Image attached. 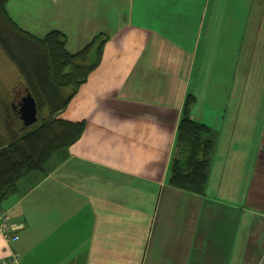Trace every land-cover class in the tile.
Here are the masks:
<instances>
[{
    "label": "crops",
    "instance_id": "obj_1",
    "mask_svg": "<svg viewBox=\"0 0 264 264\" xmlns=\"http://www.w3.org/2000/svg\"><path fill=\"white\" fill-rule=\"evenodd\" d=\"M4 9L36 38L60 33L71 55L97 35L106 41L56 114L83 132L0 201L18 228L9 240L0 232V259L264 264V0H8ZM209 61L232 67L204 82ZM186 119L208 130L204 180L195 174L190 187L171 182Z\"/></svg>",
    "mask_w": 264,
    "mask_h": 264
},
{
    "label": "trees",
    "instance_id": "obj_2",
    "mask_svg": "<svg viewBox=\"0 0 264 264\" xmlns=\"http://www.w3.org/2000/svg\"><path fill=\"white\" fill-rule=\"evenodd\" d=\"M7 1L0 0V39L13 32L17 37L4 41L3 48L25 82L23 93L28 90L34 98L37 116L43 110H47L48 116L38 118L36 126H23L17 111L19 99L10 96L4 111L7 118L20 123L21 132L8 140L0 138V201L14 193L25 176L45 174L52 156L75 143L83 132V122L65 121L56 118V114L68 106L89 74L99 66L106 41L104 35H97L83 50L71 55L60 33L50 32L39 39L20 29L5 12ZM179 127L183 139L171 182L190 187L196 174L201 184L205 162L199 158V140L208 130L188 119Z\"/></svg>",
    "mask_w": 264,
    "mask_h": 264
},
{
    "label": "rangeland",
    "instance_id": "obj_3",
    "mask_svg": "<svg viewBox=\"0 0 264 264\" xmlns=\"http://www.w3.org/2000/svg\"><path fill=\"white\" fill-rule=\"evenodd\" d=\"M17 37V33H12L11 35L7 36L6 38L0 39V138L8 140L10 137L14 138L15 136L19 135L21 132L20 123L15 120L9 119L10 116L7 118L4 108L5 105L8 103L9 98L11 95L18 93V91H23V87L25 86V82L23 78L20 76L16 66L11 62V60L7 56V52L3 48L4 41H12V39ZM8 38V40H7ZM231 49H223L221 52L224 54H229ZM235 53V52H234ZM234 53L230 54L229 57L234 59ZM232 67L228 64H220V62H216L212 64L210 61L204 65V82L213 75L215 70L224 71L227 68ZM240 68V66H237ZM243 68V65L241 64ZM262 70H264L263 66H259ZM221 76H219L216 81L217 85H224V81L219 82ZM205 86V85H204ZM48 112L47 110H43L38 112V118L47 117ZM34 125V124H33ZM35 124L34 126H36ZM18 133V134H17ZM10 138V139H11ZM183 137L181 138V140ZM182 152H186L183 150Z\"/></svg>",
    "mask_w": 264,
    "mask_h": 264
},
{
    "label": "water",
    "instance_id": "obj_4",
    "mask_svg": "<svg viewBox=\"0 0 264 264\" xmlns=\"http://www.w3.org/2000/svg\"><path fill=\"white\" fill-rule=\"evenodd\" d=\"M17 111L23 126L29 127L37 122V105L28 90L17 103Z\"/></svg>",
    "mask_w": 264,
    "mask_h": 264
},
{
    "label": "built area",
    "instance_id": "obj_5",
    "mask_svg": "<svg viewBox=\"0 0 264 264\" xmlns=\"http://www.w3.org/2000/svg\"><path fill=\"white\" fill-rule=\"evenodd\" d=\"M16 230H18V228L11 225L7 215L0 210V232L3 237L9 240ZM0 264H19V257L16 253H13L6 258L0 259Z\"/></svg>",
    "mask_w": 264,
    "mask_h": 264
},
{
    "label": "flooded vegetation",
    "instance_id": "obj_6",
    "mask_svg": "<svg viewBox=\"0 0 264 264\" xmlns=\"http://www.w3.org/2000/svg\"><path fill=\"white\" fill-rule=\"evenodd\" d=\"M23 95H24L23 91H18V93H16V95L14 93L11 98H13L14 100L16 98L20 100ZM14 97H16V98H14Z\"/></svg>",
    "mask_w": 264,
    "mask_h": 264
},
{
    "label": "clouds",
    "instance_id": "obj_7",
    "mask_svg": "<svg viewBox=\"0 0 264 264\" xmlns=\"http://www.w3.org/2000/svg\"><path fill=\"white\" fill-rule=\"evenodd\" d=\"M24 94H25V92H24Z\"/></svg>",
    "mask_w": 264,
    "mask_h": 264
}]
</instances>
